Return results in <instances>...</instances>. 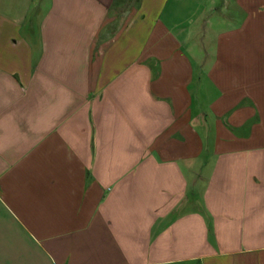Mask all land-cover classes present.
<instances>
[{"label":"crops","instance_id":"0c3cea01","mask_svg":"<svg viewBox=\"0 0 264 264\" xmlns=\"http://www.w3.org/2000/svg\"><path fill=\"white\" fill-rule=\"evenodd\" d=\"M228 1L0 0V264H264V0Z\"/></svg>","mask_w":264,"mask_h":264},{"label":"rangeland","instance_id":"374dc122","mask_svg":"<svg viewBox=\"0 0 264 264\" xmlns=\"http://www.w3.org/2000/svg\"><path fill=\"white\" fill-rule=\"evenodd\" d=\"M204 2L206 1V0H203ZM217 1H219V5L218 6H220L221 8H222V10L224 11V8L226 9V6L228 7V3H227V1L228 0H225L226 1V3H222V1L223 0H217ZM229 2V1H228ZM188 6H190V5H188ZM217 6V7H218ZM187 8V7H186ZM219 8V7H218ZM182 11H183V9H181ZM197 10H199V9H197L196 7L194 8H192V5L190 6V9H188V15H189V13H191L192 15L194 14V12L195 11H197ZM229 11V13L231 12V10H228ZM227 13V12H226ZM183 22H184V19L182 20ZM187 22V21H186Z\"/></svg>","mask_w":264,"mask_h":264}]
</instances>
